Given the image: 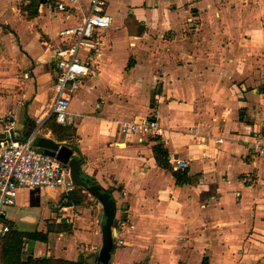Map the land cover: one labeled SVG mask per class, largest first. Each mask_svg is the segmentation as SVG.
<instances>
[{
  "label": "crops",
  "instance_id": "obj_1",
  "mask_svg": "<svg viewBox=\"0 0 264 264\" xmlns=\"http://www.w3.org/2000/svg\"><path fill=\"white\" fill-rule=\"evenodd\" d=\"M90 1L0 0V129L13 114L38 150L41 138L77 146L79 175L112 199L110 228L124 240L112 236L107 264H264V155L253 149L264 132V0H103L111 23L99 32L97 73L69 96L74 123L54 119L61 139L49 126L53 54ZM147 116L159 135L120 131ZM157 144L186 183L157 163ZM73 190L84 199L70 202ZM105 219L76 184L21 187L2 218L46 237L24 239L22 259L80 264H97Z\"/></svg>",
  "mask_w": 264,
  "mask_h": 264
},
{
  "label": "built area",
  "instance_id": "obj_2",
  "mask_svg": "<svg viewBox=\"0 0 264 264\" xmlns=\"http://www.w3.org/2000/svg\"><path fill=\"white\" fill-rule=\"evenodd\" d=\"M74 1V0H71ZM103 0H91L87 13L80 23L64 33H71V40L65 41L54 50L55 92L51 103V112L57 123L70 125L75 116L69 110V96L79 88L82 78L92 77L97 73V62L102 53V37L100 31L111 23V16L105 11ZM62 9L63 2L58 3ZM264 25V19L261 20ZM0 129V238L9 230L3 222L5 207L14 204L18 189L21 187L45 189L62 188L66 193L72 190L75 183L70 176L67 163L55 156L46 154L33 146V135L23 136L14 125L13 114H9L2 122ZM264 130V117L261 121ZM123 133L137 135L144 139L149 135H159L160 125L155 117L147 116L137 121H123L119 127ZM221 141V139H219ZM253 149L258 155H264V132L253 141ZM176 166L185 163L175 161ZM115 226L116 244L124 240L117 236L119 228ZM85 250V246H80ZM90 249L97 252L98 246ZM202 264V263H199Z\"/></svg>",
  "mask_w": 264,
  "mask_h": 264
},
{
  "label": "trees",
  "instance_id": "obj_3",
  "mask_svg": "<svg viewBox=\"0 0 264 264\" xmlns=\"http://www.w3.org/2000/svg\"><path fill=\"white\" fill-rule=\"evenodd\" d=\"M50 129L52 132L60 137L61 139L66 138L68 135L65 127L58 125L54 118L50 119L49 122ZM154 153L156 161L159 165L168 168L171 170L175 181L177 184L186 183L188 181V177L186 176L184 171L174 170L172 169L166 158V151L161 147L160 144H157L154 147ZM83 177H86L83 175ZM70 202H80L84 199V194L79 192L78 190H73L68 194ZM39 239L45 240V235H41L40 232H21L12 230L9 227L8 232L0 238V260L5 264H80L78 262L67 261L59 258L53 257H32L28 256L26 259L21 258V248L24 239Z\"/></svg>",
  "mask_w": 264,
  "mask_h": 264
},
{
  "label": "water",
  "instance_id": "obj_4",
  "mask_svg": "<svg viewBox=\"0 0 264 264\" xmlns=\"http://www.w3.org/2000/svg\"><path fill=\"white\" fill-rule=\"evenodd\" d=\"M37 145L41 146L43 152L51 156H55L60 161L67 163L70 168V176L76 185L87 188L89 192L98 197L103 205V210L106 215L105 222L101 228L102 232V245L99 250L97 264H107L109 253L113 248L112 236L114 235V229H111L113 217L114 203L109 195L105 192H100L95 184L87 185V179L85 180L79 175V158L72 155L73 151L78 152V148L75 144L69 142H59L51 138H41L37 141Z\"/></svg>",
  "mask_w": 264,
  "mask_h": 264
}]
</instances>
